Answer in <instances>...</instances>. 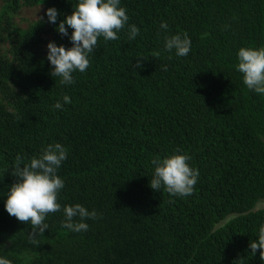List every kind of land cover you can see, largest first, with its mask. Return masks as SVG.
<instances>
[{"label": "trees", "instance_id": "16d2710c", "mask_svg": "<svg viewBox=\"0 0 264 264\" xmlns=\"http://www.w3.org/2000/svg\"><path fill=\"white\" fill-rule=\"evenodd\" d=\"M1 2L0 254L13 264H264L248 248L264 223V95L235 69L240 47L264 46V0H121L139 35L129 40L125 27L118 40L98 38L68 86L50 75L46 44L71 45L45 10L55 7L59 23L76 0ZM22 8L41 14L20 27ZM181 31L191 50L177 57L163 40ZM63 94L71 103L52 110ZM54 142L69 150L61 210L32 245L3 195L17 153L27 162ZM177 148L199 170L184 197L149 186L152 159ZM75 203L97 212L86 231L61 226Z\"/></svg>", "mask_w": 264, "mask_h": 264}, {"label": "clouds", "instance_id": "9594fccd", "mask_svg": "<svg viewBox=\"0 0 264 264\" xmlns=\"http://www.w3.org/2000/svg\"><path fill=\"white\" fill-rule=\"evenodd\" d=\"M127 9L121 5V0H76L70 14L65 15L57 23L58 10L49 7L45 10L47 22L55 25L54 31L61 37H66L70 47L49 41L46 44V60L51 66L50 75L59 77V84L72 85L73 73L84 72L89 64L98 38L104 41L118 40L119 33L127 27V37L135 40L140 28L129 23ZM43 19V17H40ZM160 28L167 31L168 25L161 21ZM69 29L71 33L69 34ZM165 51L175 52L177 57L188 55L191 50V39L186 32H176L165 35L163 40ZM236 71L242 74L243 83L247 89L264 95V46L240 47L236 53ZM140 66L139 60L136 67ZM167 70V65L161 66ZM68 94H63L52 105V110H64L70 104ZM69 154L67 147L60 142L49 143L39 153L27 159L17 153L11 168V175L16 178L3 196L4 209L19 222L31 226V232L26 236L32 245H38V238L43 235L48 224L46 215L61 210L58 196L65 187L64 180L58 175L62 162ZM192 156L185 150L177 148L163 157H155L151 164L152 175L149 186L155 191L163 189L171 195L188 196L194 191L199 178V170L191 166ZM62 228L71 232L86 231L89 228L87 220L97 218L95 209L88 210L80 203L63 206ZM4 245H0L3 252ZM252 255L260 250L264 259V223L259 225L255 239L248 243ZM28 260L31 257H27ZM0 264H13L6 255L0 254Z\"/></svg>", "mask_w": 264, "mask_h": 264}, {"label": "rangeland", "instance_id": "374dc122", "mask_svg": "<svg viewBox=\"0 0 264 264\" xmlns=\"http://www.w3.org/2000/svg\"><path fill=\"white\" fill-rule=\"evenodd\" d=\"M2 4L0 0V5ZM41 10L39 8H22L18 14L14 16V22L20 26L25 27L29 22L40 16ZM257 207H263L264 203L258 204Z\"/></svg>", "mask_w": 264, "mask_h": 264}]
</instances>
